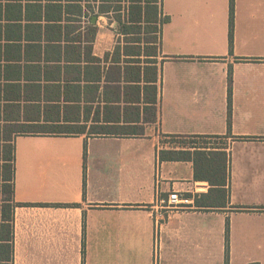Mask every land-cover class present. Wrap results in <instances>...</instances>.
I'll use <instances>...</instances> for the list:
<instances>
[{"label": "crops", "instance_id": "obj_1", "mask_svg": "<svg viewBox=\"0 0 264 264\" xmlns=\"http://www.w3.org/2000/svg\"><path fill=\"white\" fill-rule=\"evenodd\" d=\"M136 1L0 0V264H225L228 223L229 264H264V0L233 50L231 0ZM202 145L227 207L156 219L210 190L160 152Z\"/></svg>", "mask_w": 264, "mask_h": 264}, {"label": "trees", "instance_id": "obj_2", "mask_svg": "<svg viewBox=\"0 0 264 264\" xmlns=\"http://www.w3.org/2000/svg\"><path fill=\"white\" fill-rule=\"evenodd\" d=\"M138 8L144 0L136 1ZM146 3H152L151 0H145ZM235 30V1L230 4L229 21V45L233 50ZM229 116L228 124L231 126L232 118V83L233 71L229 70ZM226 144V143H224ZM194 149V150H192ZM162 161H192L194 164V173L196 181H204L210 185L207 194H187L186 197L194 199L193 206L196 208H224L227 207L230 200V154L226 147L222 146H190L185 149H168L160 152ZM229 223L226 229V262L229 264L230 246H229Z\"/></svg>", "mask_w": 264, "mask_h": 264}, {"label": "built area", "instance_id": "obj_3", "mask_svg": "<svg viewBox=\"0 0 264 264\" xmlns=\"http://www.w3.org/2000/svg\"><path fill=\"white\" fill-rule=\"evenodd\" d=\"M161 208L156 212V219H164L176 210H189L194 206L192 198L186 197L179 192H172L167 200H162Z\"/></svg>", "mask_w": 264, "mask_h": 264}, {"label": "rangeland", "instance_id": "obj_4", "mask_svg": "<svg viewBox=\"0 0 264 264\" xmlns=\"http://www.w3.org/2000/svg\"><path fill=\"white\" fill-rule=\"evenodd\" d=\"M206 141V140H205ZM201 142H203V141H201ZM213 142H215V143H226L224 140H215V141H213Z\"/></svg>", "mask_w": 264, "mask_h": 264}]
</instances>
